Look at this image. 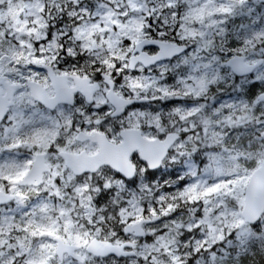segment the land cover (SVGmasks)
I'll use <instances>...</instances> for the list:
<instances>
[{
	"label": "snow or ice",
	"instance_id": "snow-or-ice-1",
	"mask_svg": "<svg viewBox=\"0 0 264 264\" xmlns=\"http://www.w3.org/2000/svg\"><path fill=\"white\" fill-rule=\"evenodd\" d=\"M0 264H264V0H0Z\"/></svg>",
	"mask_w": 264,
	"mask_h": 264
}]
</instances>
